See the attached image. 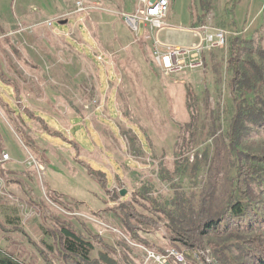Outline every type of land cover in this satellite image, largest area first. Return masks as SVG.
Segmentation results:
<instances>
[{
  "label": "rangeland",
  "instance_id": "rangeland-1",
  "mask_svg": "<svg viewBox=\"0 0 264 264\" xmlns=\"http://www.w3.org/2000/svg\"><path fill=\"white\" fill-rule=\"evenodd\" d=\"M138 7V0H0V152L5 148L11 156L0 163V171L37 174L34 189L42 199L34 197L38 209L33 212L44 233L58 219L69 221L85 236L99 235L115 246L127 243L134 264L146 257L144 248L164 252L172 244L163 222L141 234L147 244L133 238L117 204L141 191L161 206L182 196L198 207L215 184V171H225L217 191L224 201L235 171L226 138L234 114L230 43L240 37L264 49V0H172L166 19L172 28L161 31L163 42L190 46L200 40L190 30L222 29L227 44L203 54V69L167 74L154 61L145 25L137 35L122 17ZM108 83L116 85L117 95L106 94ZM35 138L53 147L46 153L48 172H76L66 196L50 193L38 177L43 172L27 164L33 155L46 168ZM178 143L184 144L182 152ZM6 194H0V209L17 215L19 203ZM2 210L5 227L0 229L5 230ZM27 242L32 248L46 245L32 238ZM198 252L200 261L194 254L192 264H221L211 244ZM44 258L47 264H62L57 253Z\"/></svg>",
  "mask_w": 264,
  "mask_h": 264
},
{
  "label": "trees",
  "instance_id": "trees-1",
  "mask_svg": "<svg viewBox=\"0 0 264 264\" xmlns=\"http://www.w3.org/2000/svg\"><path fill=\"white\" fill-rule=\"evenodd\" d=\"M227 62L234 114L226 138L235 171L224 190V201L218 199L217 191L225 171H215V184L202 195L198 207L182 196L161 206L136 191L131 199L117 204L116 212L127 233L140 243L147 244L142 233L159 229L163 222L166 239L189 260L203 244H211L221 264H264V49L236 37L230 43ZM187 107L194 117L191 90ZM191 124H185L187 133ZM182 145L177 144L179 152ZM97 178L105 182L102 176ZM46 233L53 238V243L43 241L46 249L57 253L62 264H134L133 249L127 243L118 242L117 247L99 235L85 236L69 221L58 219ZM0 264L28 263L0 247Z\"/></svg>",
  "mask_w": 264,
  "mask_h": 264
},
{
  "label": "built area",
  "instance_id": "built-area-1",
  "mask_svg": "<svg viewBox=\"0 0 264 264\" xmlns=\"http://www.w3.org/2000/svg\"><path fill=\"white\" fill-rule=\"evenodd\" d=\"M138 2L139 7L135 12H124L122 13V17L129 29L137 35L140 32L141 24L143 23L145 25L144 37L152 41L154 61L167 74H184L187 71L203 69L206 64L203 54L227 44V33L222 29L192 30L200 40L190 46L165 43L161 40L159 34L162 30L169 27L166 19L169 15L172 0H138ZM82 4L81 1H78V5ZM10 159L11 156L9 153L2 152L0 154V163H4ZM26 162L29 166H34L39 172L46 170L44 163L36 159L33 155H30ZM1 190L2 187L0 185ZM144 249L146 251V257L141 264L193 263L186 257V254L182 250L176 247L167 248L164 252L147 247ZM201 253H195L197 261H200ZM206 261L209 262L210 259ZM48 264L58 263L56 261H50Z\"/></svg>",
  "mask_w": 264,
  "mask_h": 264
},
{
  "label": "crops",
  "instance_id": "crops-1",
  "mask_svg": "<svg viewBox=\"0 0 264 264\" xmlns=\"http://www.w3.org/2000/svg\"><path fill=\"white\" fill-rule=\"evenodd\" d=\"M169 28L172 27L169 26L166 29ZM190 32H192V30H190ZM101 89L102 86H100V90ZM106 91H107L106 93L107 95H114V94L117 95L116 85L112 83H108ZM106 94H103V97ZM115 104L117 106L116 102ZM42 128H44V125L40 126V129ZM35 140L40 147L37 148L40 151V156L46 162V170L43 172L41 177L39 175L38 177L41 179V181L44 182L45 187L46 186L49 187L50 193L66 196L65 194L68 192L69 188L71 187V183L73 182V179H75L76 172L53 171L52 174L48 172L46 153L47 150L49 151V149H52L53 147L50 146V143L44 139L39 140L35 138ZM2 152H7V151L5 150V148H1L0 154ZM82 172L83 173L80 174L84 176V178H88L87 177L88 175L85 173L86 171H82ZM36 176L37 174L31 173V171L30 173H27L26 171H18L16 169L9 171L7 170L0 171V185L2 188H4L3 186H5V190L4 189L3 191L1 190L0 194L7 193L6 195H8L9 198H11L12 200H16V202L19 203L17 206V210L19 209L18 211L19 213L17 215H13L11 210L6 211L7 209L5 210V207L4 210H2V207L0 209V212L2 210V212L5 213V216H7L6 225L9 227L6 228L5 230L0 229V241L2 242V244L0 245H2L1 246L2 248L9 250L14 255H17L20 260H24L27 263L29 262V264L33 262H36L37 264H47L48 261L44 258V255L47 256V253H49V251L46 250V247L42 244L39 247L33 246L32 248L29 247V244L27 242L28 238L40 240L42 242L45 240L48 243L51 242L53 239L49 237V235H47L46 232L44 233L41 225H39L38 223V218H36L38 215L34 214L33 212L34 210L38 209L35 205H33V203L36 202L34 197H37L39 202H41L42 199L39 196V194L36 192V189H34L35 188L34 181ZM115 186L116 184L112 186V189L115 188ZM18 190L21 191L22 196L18 195L17 193ZM97 190H100V188H97ZM44 191H46L45 188ZM80 204H82V202ZM20 210H22V212H20ZM116 220L120 221L119 218H116ZM3 224H5L4 221ZM50 227L51 224H49L48 228ZM13 247H15L14 250H12ZM17 248L20 251V254L19 252H15ZM40 251L43 252V254H41ZM27 257L30 259V261L26 259Z\"/></svg>",
  "mask_w": 264,
  "mask_h": 264
},
{
  "label": "water",
  "instance_id": "water-1",
  "mask_svg": "<svg viewBox=\"0 0 264 264\" xmlns=\"http://www.w3.org/2000/svg\"><path fill=\"white\" fill-rule=\"evenodd\" d=\"M60 22H63V21H60ZM121 194H122V195H126V190H122V191H121Z\"/></svg>",
  "mask_w": 264,
  "mask_h": 264
}]
</instances>
